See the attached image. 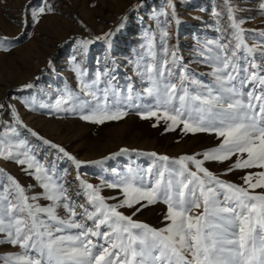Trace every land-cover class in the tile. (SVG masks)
<instances>
[{
  "label": "snow or ice",
  "instance_id": "6c2138e0",
  "mask_svg": "<svg viewBox=\"0 0 264 264\" xmlns=\"http://www.w3.org/2000/svg\"><path fill=\"white\" fill-rule=\"evenodd\" d=\"M169 3L171 7V0ZM46 11H52L51 7H38L33 21L38 22ZM171 15L175 18L176 14L173 11ZM228 21V29L221 31H228L231 39L212 42L217 50L209 58L210 83L195 79L187 67L174 72L179 57L174 46H165L162 63L149 64L145 69L151 81L146 94L156 102L127 105L139 109L141 119L163 121L167 131L180 128L184 134H214L219 145L204 151L203 159L183 155L169 163L168 156H159L164 162L161 166L154 162L143 171L129 166L127 174L116 182H104L105 187L122 190V199L105 198L100 188L82 179L79 172L73 177V185L61 174L67 170L58 169L57 164L67 160L78 170L84 164H102L135 149L122 148L101 160L81 161L63 146L27 128L17 116V126L56 152L54 160L41 161L16 127L9 128L15 142L0 138V157L20 165L37 182L26 188L11 175L0 179V245L19 249L0 254L3 264H264V29L243 28V21H237L231 7ZM249 32L258 34L261 41L247 44L245 33ZM111 35L109 32L96 39ZM163 36L166 40L170 33L165 30ZM90 43L87 39L79 41L84 48ZM152 47L150 39L149 54L155 57ZM76 69L82 76L79 65ZM173 77L177 82H172ZM83 87L88 89L89 85ZM128 92L126 102L132 100L131 86ZM105 93L104 102L97 100L96 107L82 119L104 124L128 114L117 103L109 102L108 89ZM88 94L96 99L94 93ZM72 101L73 93L65 91L52 108L56 112L73 111ZM3 108L5 105L0 104ZM138 154L157 156L155 152ZM205 161H231L226 171H244L242 183L218 179L203 166ZM37 187L39 192L28 194V189ZM108 199L118 202L110 204ZM158 200L167 205L164 219L168 223L161 229L119 210L135 207L139 212Z\"/></svg>",
  "mask_w": 264,
  "mask_h": 264
},
{
  "label": "rangeland",
  "instance_id": "374dc122",
  "mask_svg": "<svg viewBox=\"0 0 264 264\" xmlns=\"http://www.w3.org/2000/svg\"><path fill=\"white\" fill-rule=\"evenodd\" d=\"M45 5L52 11L42 14L38 22L33 21V13ZM262 5L264 0H171V7L169 0H0V38H7L0 41V104L5 105L0 109V138L15 142L9 128L16 127L22 132L20 138L30 141L38 159H55V149L17 126L18 116L27 128L63 146L81 161L101 160L122 148L135 149V152L103 160L102 164H84L78 170L70 161L58 162V169L67 170L61 174L73 185L76 183L73 177L79 172L82 179L98 186L105 198H123L122 190L105 187L104 182H116L127 174L129 166L141 171L154 162L161 166L164 162L158 160L159 156H168L169 163L183 155L203 159L204 151L219 145L214 134H184L180 128L167 131L163 121L141 119L137 114L139 109L127 105L147 106L156 102L146 94L151 81L145 69L149 64L162 63L165 46H174L179 57L174 72L187 67L195 79L210 83L213 78L209 58L217 50L212 42L231 39L228 31H221L228 29L229 7L237 21H243V28L264 29ZM173 11L175 18L171 15ZM165 30L170 33L166 40ZM109 32L112 35L108 38L96 39ZM82 39L92 43L84 48L79 44ZM150 39L155 57L149 54ZM245 41L252 45L259 43L261 37L249 32L245 33ZM76 65L83 71L82 76ZM158 79L164 80L163 77ZM172 82H177L175 77ZM28 84L32 86L25 87ZM84 84L89 88L84 89ZM129 86L132 100L126 102ZM105 89H108L109 102L117 103L128 114L121 120L104 124L82 119L96 107L97 100L104 102ZM65 91L73 93L70 104L74 110L56 112L52 105ZM89 92L94 93L96 99ZM152 152L157 156L138 154ZM230 163L205 161L203 166L218 179L239 185L244 171H226ZM189 167L196 170L191 163ZM0 170H3L0 179L6 180L7 175H11L26 188L37 183L20 165L2 157ZM39 191L38 187L28 189V194ZM118 199L107 202L117 203ZM41 203L46 201L41 200ZM119 210L156 229L168 223L164 219L167 205L162 200L139 212L135 207ZM60 214L63 215V211ZM18 251L8 244L0 245V254Z\"/></svg>",
  "mask_w": 264,
  "mask_h": 264
}]
</instances>
